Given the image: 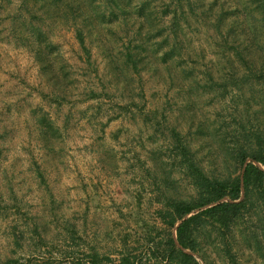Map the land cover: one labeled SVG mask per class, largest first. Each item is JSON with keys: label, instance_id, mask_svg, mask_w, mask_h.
<instances>
[{"label": "rangeland", "instance_id": "rangeland-1", "mask_svg": "<svg viewBox=\"0 0 264 264\" xmlns=\"http://www.w3.org/2000/svg\"><path fill=\"white\" fill-rule=\"evenodd\" d=\"M82 1L90 56L72 0L49 13L41 0H0V264H165L152 255L175 234L164 195H194L171 129L221 179L242 172L236 148L264 139V0H218L234 15L221 30L214 0L186 7L174 49L162 3ZM243 37L250 56L235 51ZM201 241L199 257L230 264L216 232ZM230 243L238 264H264V211Z\"/></svg>", "mask_w": 264, "mask_h": 264}, {"label": "trees", "instance_id": "trees-1", "mask_svg": "<svg viewBox=\"0 0 264 264\" xmlns=\"http://www.w3.org/2000/svg\"><path fill=\"white\" fill-rule=\"evenodd\" d=\"M41 1L47 5L43 8L48 13L59 3V0ZM111 1L117 4V0ZM214 1L210 9L213 10L219 5L220 13L218 16L215 15V19L218 24L217 29L221 30L223 24L229 20L228 18L234 15L230 9H227L225 3L220 4L218 0ZM72 2L75 4L71 7L75 14L72 25L76 39L81 48L90 56L87 46V36L91 32V28L89 29L90 14L85 11L82 0H72ZM156 2L165 6L164 18L169 23L166 42L170 41L174 49L184 36L183 25L189 23V13L186 7L194 13L200 0H149L148 3L140 6V12ZM118 8L125 13V6H118ZM110 12L114 15L113 8ZM243 32H246L245 28ZM230 36V33L227 34V38ZM234 46L239 56L242 52L250 56L253 49V45L244 37L235 40ZM37 57L40 61L42 60L39 58V53ZM126 58L137 70L139 54L128 50ZM260 67V70L264 71L262 64ZM151 119L150 121L153 122ZM171 131H173L175 150L180 158L181 168L190 181L194 195L190 199H174L164 195V209L160 214L164 220L170 219L168 224L175 234L169 235L163 249L156 246L152 255L161 256L165 264H208L207 260L199 256H201L202 249L201 238L210 229L216 232L218 237L220 236L226 260L230 264H238L236 255L233 253V245L230 243L232 231L245 223L252 210L264 211V139L260 135H255L256 147L244 145L236 148L235 161L242 172L237 177L230 175L221 179L209 176L197 161L195 151L183 142L178 130L171 129ZM8 264L17 263L9 262ZM120 264H133V262L131 258L125 256Z\"/></svg>", "mask_w": 264, "mask_h": 264}]
</instances>
